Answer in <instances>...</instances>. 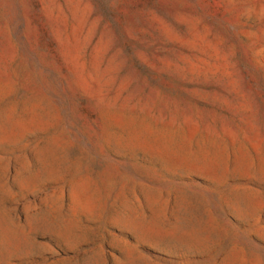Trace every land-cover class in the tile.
Instances as JSON below:
<instances>
[{
  "label": "rangeland",
  "instance_id": "1",
  "mask_svg": "<svg viewBox=\"0 0 264 264\" xmlns=\"http://www.w3.org/2000/svg\"><path fill=\"white\" fill-rule=\"evenodd\" d=\"M0 264H264V0H0Z\"/></svg>",
  "mask_w": 264,
  "mask_h": 264
}]
</instances>
